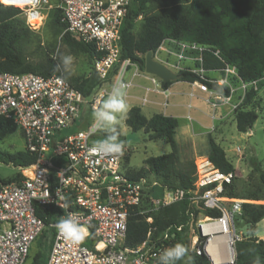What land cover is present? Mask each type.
<instances>
[{
	"label": "built area",
	"instance_id": "1",
	"mask_svg": "<svg viewBox=\"0 0 264 264\" xmlns=\"http://www.w3.org/2000/svg\"><path fill=\"white\" fill-rule=\"evenodd\" d=\"M0 3L17 6L5 0ZM18 3L21 7L13 8L21 11L29 30H33L29 20L37 17L43 20L49 5L48 0ZM129 5L130 0H59L56 6L66 25L65 32L94 48L96 58L92 68L102 84L88 97L75 90L62 73L46 78L0 73V117L14 123L24 149L36 158L34 164L17 170L22 179L0 186V264H25L31 247L46 228L53 230L46 264H158L160 254L172 246L178 235L182 236L180 242L188 248L186 258L191 261L204 258L207 264H236L234 246L242 238L235 222L241 216L242 203L225 195L232 174H222L207 157H202L195 166L192 190L167 189L152 175L138 179L127 175L123 165L128 156L126 146L118 156L101 158L91 152L102 130L93 126L94 120L83 129L62 134L83 119L85 106L94 114L117 81L128 85L126 100L134 86L133 79L149 77L154 86L159 82L130 60L120 59V29ZM166 41L173 44L174 52L166 50L162 43L154 59L158 52H165L175 58L171 71L186 70L201 79L208 77V72H215L218 79L208 77V81L228 89L225 96L192 83L206 92L204 102L212 113L228 105L236 92L240 93L239 102L243 101L245 93L256 91L258 83L264 80L262 77L242 82L229 65L205 71L202 53L211 52L220 59L218 50L196 43ZM191 52L196 55L191 56ZM184 62H194L196 68L185 69ZM232 80L236 81V87ZM150 91L145 88V96L140 99L142 106L147 103L146 94ZM183 201L190 208L185 221L167 226L154 237L152 214ZM39 207L52 208L47 225L36 214ZM237 207L240 211H236ZM206 211L217 212L218 216H208ZM69 214L86 227L83 241L74 243L55 227ZM132 214L142 217L149 228L145 240L129 248L125 238ZM90 237L98 241L88 246L85 242ZM182 264H187L186 259Z\"/></svg>",
	"mask_w": 264,
	"mask_h": 264
},
{
	"label": "trees",
	"instance_id": "2",
	"mask_svg": "<svg viewBox=\"0 0 264 264\" xmlns=\"http://www.w3.org/2000/svg\"><path fill=\"white\" fill-rule=\"evenodd\" d=\"M19 16L21 11L18 8L6 7L0 3V73L33 74L44 78L62 73L64 79L83 97H88L101 86L102 81L92 68L96 58L93 46L65 32L66 25L61 21L60 9L56 7L49 12V21L60 35V42L70 55H84L90 60L91 72L85 77H74L65 73L61 60L51 58L48 52L34 58L29 56L27 51L31 46H39V39L26 27L25 21ZM140 17L139 29L134 33V27ZM165 40L196 43L218 50L220 59L211 52L202 53V68L205 71H217L229 65L234 67L237 77L242 82L258 80L264 77V0H130L120 29V59L130 60L140 71H143L146 53L151 52L154 55ZM178 74L179 81L197 82L207 89L228 95L229 91L226 87L210 83L208 77L201 79L186 70L179 71ZM160 83L162 88L170 84L161 81ZM262 87L264 80L258 83V88ZM255 96L256 92L249 90L242 106L234 112L233 121L239 133H247L257 120L256 112L246 108ZM124 123L130 131L144 134L147 141H164L170 148L167 154L146 157L143 161L146 171L143 173L127 168L129 177L138 179L152 175L161 187L184 191L193 189L195 166L191 161L186 164L179 159V147L175 141L178 125L175 119L161 114L146 118L140 108L131 107ZM17 130L14 123L0 117V141ZM119 131V139L125 143L120 127ZM107 135L109 133L101 130L96 139L101 141ZM206 145V157L210 163L222 174L233 175V165L211 135L207 136ZM127 158L128 156L125 157V162ZM35 160V156L25 149L17 153L0 150V164L17 170L34 164ZM251 168L258 174V180L264 186V171L259 169V163L255 159L251 160ZM20 179H22L20 173H16L11 178H0V186ZM232 192L231 185L227 186L225 195L231 198ZM189 209V203L183 201L152 214V227L156 228L154 237L167 226L184 222ZM50 211L52 212L51 207L37 208L36 214L45 225L51 218ZM205 213L208 216H218L217 212ZM262 219H264V205L248 203L242 204L241 216L237 218L248 225L251 231ZM148 228L149 225L142 217L132 214L128 219L125 245L133 248L142 243ZM181 237L178 235L172 246L179 243ZM52 238L53 230L46 228L34 243L36 253L27 263L28 255L25 264H46ZM97 241L94 237H90L85 244L91 246ZM234 250L236 264H254L257 258L260 264H264L262 240L256 238L241 240L236 242ZM184 259L187 264L193 261L197 264H207L204 258L193 261L186 257Z\"/></svg>",
	"mask_w": 264,
	"mask_h": 264
},
{
	"label": "rangeland",
	"instance_id": "3",
	"mask_svg": "<svg viewBox=\"0 0 264 264\" xmlns=\"http://www.w3.org/2000/svg\"><path fill=\"white\" fill-rule=\"evenodd\" d=\"M57 4V0H49V5L44 12L43 20L41 19L40 27L37 30H30L39 39V46H31L30 50L27 51V54L33 58L42 55V53L45 54L46 52L50 53V57L55 60L57 58L60 59L62 55H70L66 47L61 44L60 35L57 34L48 18L49 12L56 8ZM19 18L24 20L22 15L19 16ZM140 20L141 17L138 19L134 27V33L139 29ZM189 54L191 56L196 55L195 52ZM71 56L73 57V63L70 69L65 71V73L74 77L87 76L91 72L90 60L84 55ZM184 68L194 69L196 68V64L191 62L184 66ZM218 77L219 75L216 74V77H213L212 79H218ZM232 85L234 87L237 86L235 80H232ZM255 92L256 96L254 100L250 101L246 108L253 109L256 112L257 120L247 133L237 132L234 122L232 123L231 121H228L226 125L224 127L222 126L219 130L216 129V127H213L210 131V135L213 136L214 140L222 147L226 158L234 167V174L230 183L233 191L231 199L239 201L242 204L264 205V186L260 184L258 174L251 168V160L255 159L256 162L259 163V169L264 171V87L260 89L258 88ZM234 95L237 97L234 104L231 105L232 97ZM234 95H232L230 103L228 104L231 105V109L232 106L237 105L240 99V93L236 92ZM243 101H240L237 107L231 111L235 112L237 108L242 106ZM132 103H136V101H132ZM205 111L207 113H212L209 107L205 108ZM145 114L147 113L145 112ZM82 117L84 123H90L94 120V114L90 113L87 106L84 107ZM124 120L125 118L121 121L119 126L122 131H125ZM83 125L84 124H82L81 127H83ZM137 137L139 139L137 142L130 144L124 143L128 149V158L123 165L135 172L143 173V171H146V166L143 163L146 157L167 154L170 152V148L168 144L162 141L155 143L147 141L145 135L141 132L138 133ZM23 149V140L19 130L0 141V150L17 153ZM237 149L239 150L238 152ZM206 152V141L204 145L194 143L181 149L179 159L186 164L191 161L194 166H196L200 158L206 157ZM16 173L17 169L0 164L1 179L11 178ZM235 225L237 233L241 235V240L256 238L257 240L264 241V219L255 226L253 231H251L248 225L241 220H237ZM36 251L35 244L30 249L27 263L31 261ZM182 262L183 261H179L178 264H182Z\"/></svg>",
	"mask_w": 264,
	"mask_h": 264
},
{
	"label": "crops",
	"instance_id": "4",
	"mask_svg": "<svg viewBox=\"0 0 264 264\" xmlns=\"http://www.w3.org/2000/svg\"><path fill=\"white\" fill-rule=\"evenodd\" d=\"M162 45L166 50H172L173 52L175 50L173 44L168 41L163 42ZM155 59L169 69H172L171 67L175 65V58L162 51L157 53ZM184 64L187 65L188 63L184 62ZM216 74L215 72H208L207 76L213 78L216 77ZM148 78L141 77L133 79L134 86L130 89L128 93L129 98L127 99L129 109L131 107L140 108L141 113L146 118L161 114L175 119L178 125L175 133V141L179 147V152H181L183 147L194 143L204 145L213 127L219 130L228 121L234 122V112L231 111V105L234 104L236 95L232 97L231 105L217 108L214 113H207L205 108L208 105L204 102L207 94L196 88L194 84L177 80L170 82L166 88H162L160 81L154 86ZM145 88L151 91L146 94L147 103L142 106L140 99L145 96ZM191 94L193 96H190ZM132 101H136V103H132ZM90 123H84L82 119L72 125L68 130L63 131L62 134L67 135L73 133L76 130L87 127ZM82 124H84L83 127H81ZM129 131L125 126V131L121 129V134L124 136Z\"/></svg>",
	"mask_w": 264,
	"mask_h": 264
},
{
	"label": "clouds",
	"instance_id": "5",
	"mask_svg": "<svg viewBox=\"0 0 264 264\" xmlns=\"http://www.w3.org/2000/svg\"><path fill=\"white\" fill-rule=\"evenodd\" d=\"M60 60L65 71L70 69L73 63V57L71 55H62ZM61 65H58V67ZM127 87L128 85L126 83L117 81L113 85L110 94L101 101L99 109L94 112L93 126L104 129L109 133V135L103 140L98 141L90 149L91 152L98 154L101 158L123 154L125 144L119 139V126L129 110L126 100ZM63 206L60 205V207ZM236 211H240L239 207L236 208ZM55 227L61 235L74 243L83 241L87 235L86 227L73 214H69L66 218L60 219ZM187 255L188 248L182 243H177L160 254L158 264H178ZM254 264H260L258 258Z\"/></svg>",
	"mask_w": 264,
	"mask_h": 264
},
{
	"label": "water",
	"instance_id": "6",
	"mask_svg": "<svg viewBox=\"0 0 264 264\" xmlns=\"http://www.w3.org/2000/svg\"><path fill=\"white\" fill-rule=\"evenodd\" d=\"M143 71L148 74L155 76L161 82H173L179 80L180 76L168 69L165 65L154 59L151 52L146 53L144 57V69ZM126 144L137 142L139 139L135 132L129 131L124 135Z\"/></svg>",
	"mask_w": 264,
	"mask_h": 264
},
{
	"label": "bare ground",
	"instance_id": "7",
	"mask_svg": "<svg viewBox=\"0 0 264 264\" xmlns=\"http://www.w3.org/2000/svg\"><path fill=\"white\" fill-rule=\"evenodd\" d=\"M5 2H7V4L17 5L18 7H21V5H18L19 0H5ZM17 6H13V7H17ZM41 19H42L41 17L33 18L30 19L28 23L33 30H37L40 27Z\"/></svg>",
	"mask_w": 264,
	"mask_h": 264
}]
</instances>
